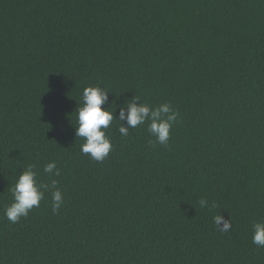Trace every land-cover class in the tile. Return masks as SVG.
<instances>
[{"label": "trees", "instance_id": "16d2710c", "mask_svg": "<svg viewBox=\"0 0 264 264\" xmlns=\"http://www.w3.org/2000/svg\"><path fill=\"white\" fill-rule=\"evenodd\" d=\"M90 85L117 118L137 95L171 103L167 146L113 121L108 156L83 154L74 111ZM29 164L64 203L53 212L48 192L12 223ZM260 218L264 0H0V264H264Z\"/></svg>", "mask_w": 264, "mask_h": 264}, {"label": "clouds", "instance_id": "9594fccd", "mask_svg": "<svg viewBox=\"0 0 264 264\" xmlns=\"http://www.w3.org/2000/svg\"><path fill=\"white\" fill-rule=\"evenodd\" d=\"M140 98L137 95L127 100L126 106L121 108L119 118H117L115 111L111 110V106L116 105L115 101H112L108 108L102 106L109 102L108 90L101 85L85 87L82 92V100L78 101V106L74 111L76 113V123L74 124L76 136L84 141L80 146V151L90 155L93 160L103 161L113 147L111 137L106 135V131L113 121L118 123L119 133L125 137L129 135V129L147 124L148 133L154 137L153 140H149V144L167 146L170 131L179 116V111L174 109L169 102L156 106L144 101L137 103ZM125 119L127 126L122 123ZM43 172L54 177H59L61 174L55 161L47 163ZM58 184L57 179H51L50 182L41 181L36 166L29 164L23 168L11 188L13 202L5 208L4 215L12 223L17 222L21 217H27L34 206L40 205L48 192L51 193L53 212L58 211L64 203L63 193ZM199 206L201 208L208 207V200L202 197L199 200ZM211 207L215 208L217 204L213 203ZM213 222L221 232L231 228V220L225 219L221 214L215 215ZM251 228L253 244L264 248V218L255 220Z\"/></svg>", "mask_w": 264, "mask_h": 264}]
</instances>
